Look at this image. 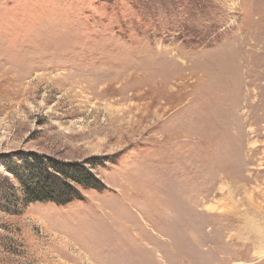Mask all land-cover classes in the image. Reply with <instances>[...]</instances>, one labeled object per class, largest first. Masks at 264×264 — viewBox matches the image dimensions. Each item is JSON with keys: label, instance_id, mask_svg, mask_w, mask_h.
Returning a JSON list of instances; mask_svg holds the SVG:
<instances>
[{"label": "rangeland", "instance_id": "374dc122", "mask_svg": "<svg viewBox=\"0 0 264 264\" xmlns=\"http://www.w3.org/2000/svg\"><path fill=\"white\" fill-rule=\"evenodd\" d=\"M20 154L104 187L25 205ZM3 186L0 264H264V0H0Z\"/></svg>", "mask_w": 264, "mask_h": 264}, {"label": "trees", "instance_id": "16d2710c", "mask_svg": "<svg viewBox=\"0 0 264 264\" xmlns=\"http://www.w3.org/2000/svg\"><path fill=\"white\" fill-rule=\"evenodd\" d=\"M30 156V155H29ZM9 159V158H8ZM16 164L7 162L4 168L16 180L23 203L65 207L82 201V191H102L103 185L86 168V164H65L54 160H45L40 156H18ZM10 186V185H8ZM3 186L0 195L4 205L9 195V187Z\"/></svg>", "mask_w": 264, "mask_h": 264}]
</instances>
